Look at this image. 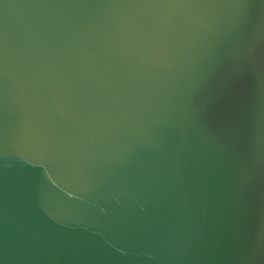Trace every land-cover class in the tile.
I'll list each match as a JSON object with an SVG mask.
<instances>
[{
  "label": "water",
  "instance_id": "water-1",
  "mask_svg": "<svg viewBox=\"0 0 264 264\" xmlns=\"http://www.w3.org/2000/svg\"><path fill=\"white\" fill-rule=\"evenodd\" d=\"M0 264H264V0H0Z\"/></svg>",
  "mask_w": 264,
  "mask_h": 264
}]
</instances>
